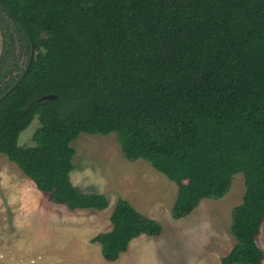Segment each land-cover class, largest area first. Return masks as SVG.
Returning a JSON list of instances; mask_svg holds the SVG:
<instances>
[{"label":"trees","instance_id":"trees-1","mask_svg":"<svg viewBox=\"0 0 264 264\" xmlns=\"http://www.w3.org/2000/svg\"><path fill=\"white\" fill-rule=\"evenodd\" d=\"M0 24V153L38 189L72 210L108 208L71 181L81 133H115L127 159L174 181L175 219L242 172L221 264H263L264 0H0ZM36 117L34 144H20ZM110 220L91 239L108 261L163 230L122 197Z\"/></svg>","mask_w":264,"mask_h":264},{"label":"rangeland","instance_id":"rangeland-1","mask_svg":"<svg viewBox=\"0 0 264 264\" xmlns=\"http://www.w3.org/2000/svg\"><path fill=\"white\" fill-rule=\"evenodd\" d=\"M4 33L0 24V55ZM38 124L36 117L21 133L20 144H34ZM72 146V183L82 192L105 194L108 208L72 210L55 203L0 153V264H90L79 255L103 259L100 243L91 239L112 229L110 215L119 197L156 219L163 230L134 238L116 261L104 259L106 264H221L235 244L230 224L245 192L242 172L234 175L225 196L204 198L189 215L175 219L178 185L145 159H127L115 133H81ZM257 243L264 250V221Z\"/></svg>","mask_w":264,"mask_h":264},{"label":"crops","instance_id":"crops-1","mask_svg":"<svg viewBox=\"0 0 264 264\" xmlns=\"http://www.w3.org/2000/svg\"><path fill=\"white\" fill-rule=\"evenodd\" d=\"M102 254V253H101ZM80 257L78 258V259H82V260H85V259H88L87 261H89L90 262V264H106L107 263V261H105L106 259L104 258V257H102L103 259H97L96 257L95 258H90L91 256L90 255H87L86 257H83V256H81V255H79ZM46 258V257H45ZM47 259V258H46ZM52 259H53V257H52ZM97 260V261H95V260ZM105 259V260H104Z\"/></svg>","mask_w":264,"mask_h":264},{"label":"water","instance_id":"water-1","mask_svg":"<svg viewBox=\"0 0 264 264\" xmlns=\"http://www.w3.org/2000/svg\"><path fill=\"white\" fill-rule=\"evenodd\" d=\"M13 87H14V86H13ZM13 87H11V88L9 89V91L12 90ZM3 96H5V94H4ZM3 96H2V97H3ZM46 98H55V95L49 94V95H45V96H42V97H41V99H46Z\"/></svg>","mask_w":264,"mask_h":264},{"label":"flooded vegetation","instance_id":"flooded-vegetation-1","mask_svg":"<svg viewBox=\"0 0 264 264\" xmlns=\"http://www.w3.org/2000/svg\"><path fill=\"white\" fill-rule=\"evenodd\" d=\"M10 15V14H9ZM11 16V15H10Z\"/></svg>","mask_w":264,"mask_h":264}]
</instances>
